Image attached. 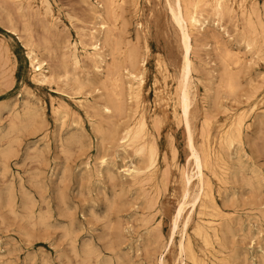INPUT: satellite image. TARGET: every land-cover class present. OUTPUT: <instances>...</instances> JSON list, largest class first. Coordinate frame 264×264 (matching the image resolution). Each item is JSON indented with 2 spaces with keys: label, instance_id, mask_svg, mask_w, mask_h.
<instances>
[{
  "label": "rangeland",
  "instance_id": "374dc122",
  "mask_svg": "<svg viewBox=\"0 0 264 264\" xmlns=\"http://www.w3.org/2000/svg\"><path fill=\"white\" fill-rule=\"evenodd\" d=\"M168 1L122 0L112 20L99 7L102 0H48L52 19L40 0L21 5L0 0V264H158L160 258L164 264H194L178 253V243L186 237L205 264H264V0H232L234 10L222 17L229 25L219 22L224 29L203 12L208 22L191 40L190 124L196 148L207 143L214 152L211 164L203 169L212 201L203 199V208L196 202L191 212L187 203L175 228L171 226L174 211L184 199L180 171L191 172L193 165L176 106L184 50ZM94 11L101 13L112 39L108 46L101 44L103 61L97 67L85 59L84 46L90 42L84 35L89 27L96 29V35L99 32L100 20ZM234 25H238L236 30ZM243 26L255 40L249 50L239 40ZM211 33H218L217 40ZM27 42L47 62L44 68L52 75L49 83L34 81L36 72L26 57ZM68 43L78 48L76 67L70 65ZM129 48L138 50V60L146 59L139 106L127 93L123 68L128 66L125 53ZM232 53L238 57L237 64L231 63ZM218 56L231 64V89L226 83L222 88L219 63L223 57ZM113 62L123 79L125 112L121 114L107 112L102 105L111 87L106 69ZM237 71L239 80L234 78ZM234 80L237 87L239 81L238 89ZM213 94L217 97L214 103ZM141 111L146 132H151L158 149L151 170L143 156L131 146H120L115 136L124 126L134 125ZM237 119H241L240 140L223 143L224 132ZM129 166L142 169V174L130 178L124 170ZM196 190L194 177L189 194ZM186 215L189 220L183 226ZM196 223L208 228V244L194 235Z\"/></svg>",
  "mask_w": 264,
  "mask_h": 264
},
{
  "label": "bare ground",
  "instance_id": "6f19581e",
  "mask_svg": "<svg viewBox=\"0 0 264 264\" xmlns=\"http://www.w3.org/2000/svg\"><path fill=\"white\" fill-rule=\"evenodd\" d=\"M13 2H16L18 3L19 5H21L24 1L28 2V0H11ZM2 2V1H1ZM101 2V0H100ZM122 2V0H102V3L99 4V7L104 11L105 15H107L106 18H110L112 19V17L114 16L115 17V9L118 5H120ZM40 3L42 5H44L45 7V10H46V13L49 14L50 18L52 19V15H51V9H50V4L48 2V0H40ZM91 4V3H89ZM125 4V3H124ZM3 5V4H2ZM27 5V3H26ZM88 5V3H87ZM168 5L167 8H169V12H170V15H171V19L172 21L174 22V24L177 26L178 28V31L180 32L179 34L181 35V46L183 47L182 49L184 50V54H183V67H182V80H180L181 82L179 83V89H178V94H177V104L176 106L178 107V113L180 115V119L181 121L183 122V125H184V130H185V133H186V142H187V147L189 149V153H190V156L191 157V162H192V165H193V168L191 170V172H188L187 170H185L184 168L181 169L180 171V176H181V182H182V185H183V201H181L180 203H178V205L176 206L175 208V211H174V215H173V222H171V226H173V228H175L177 226V222L178 220L182 217V214L185 210V206H187L186 204L189 203L190 205V212L194 209V206L196 204V202H198L199 204V208H203L205 207V203L203 201V199L205 198H208V200L212 201L211 199V196L210 193H209V189H208V181L205 180L204 178V173H203V169L205 167H208L209 164H211V158H212V155L214 154V152H212L209 147L207 146V143H203L199 148H196L195 144H194V141H193V134H192V129H191V124H190V112H191V104H192V101H191V97H190V92H189V72L191 71V61L189 58V53L192 49V44H191V40L192 38H194V36H196L197 34L195 33H199L200 30H203L206 23L208 22L207 20V16H203V12H207V15H211L213 16L214 20H216V25L219 26V22L220 21H224L225 20L223 18H226L228 15H225V14H230L232 12L233 9V4H232V0H171V1H168ZM240 5V3H239ZM238 5V7H239ZM248 5V4H247ZM15 7V6H14ZM17 7V6H16ZM15 7V8H16ZM30 7V6H29ZM32 7V5H31ZM137 7V6H136ZM243 7V6H242ZM257 7V6H256ZM9 8V7H8ZM24 8V6H23ZM28 8V7H27ZM37 8V6H36ZM121 8V7H120ZM250 8V7H249ZM19 9V8H18ZM96 9V8H95ZM254 9V8H252ZM16 9H14L15 11ZM123 9H121L120 11H122ZM34 11V9H33ZM33 11L31 13H33ZM168 11V10H167ZM38 12V11H37ZM84 12V11H83ZM123 12V11H122ZM12 13V12H11ZM124 13V12H123ZM234 15H235V12H233ZM249 13V12H248ZM10 14V12H9ZM14 14V13H13ZM22 14V13H21ZM91 14V12H90ZM94 14H95V18L100 20L98 26H99V32H98V35L95 34L96 32V29L94 30L90 28V31L89 33L85 32L84 35L88 36V38L90 39V42L85 44L84 46H87V50L85 51V59L88 58L89 60H91L94 65L97 67L98 64H100L102 61H103V53H102V50H101V44H110L112 42V39L110 37V34H109V31L107 29V25H106V22L103 20V17L101 15V13H98L97 11H94ZM226 17H225V16ZM11 16V15H10ZM16 16V15H15ZM18 16V15H17ZM37 16V15H36ZM123 16V15H122ZM122 16H119L120 18ZM224 16V17H223ZM13 17V16H12ZM223 17V18H222ZM232 17V16H231ZM230 17V19H231ZM33 18V17H32ZM116 18V17H115ZM212 18V17H211ZM238 18L242 19L241 17L238 16ZM253 18H258V16L256 17H253ZM6 19V18H5ZM25 19V18H24ZM42 20V17L40 18ZM94 19V18H93ZM124 19V18H123ZM223 19V20H222ZM239 19V20H240ZM248 19V18H247ZM13 20V19H12ZM57 20V19H56ZM80 20V19H79ZM108 20V19H107ZM113 20V19H112ZM7 21V20H5ZM11 21V20H10ZM125 21L122 20V22ZM230 21V20H229ZM233 21V20H232ZM242 21V20H240ZM24 22V21H23ZM110 24H113L111 23V21H109ZM114 22V21H113ZM247 22V21H246ZM258 22V20H257ZM260 22V21H259ZM45 23V22H44ZM93 23V21H92ZM115 23V22H114ZM121 23V22H120ZM127 23V22H126ZM227 23V22H225ZM244 23V22H243ZM9 24V23H8ZM7 24V25H8ZM47 24V23H46ZM46 24L45 27H46ZM60 24V23H59ZM94 24V23H93ZM97 24V23H96ZM215 24V23H214ZM221 24V23H220ZM229 25V23H227ZM236 24V22H235ZM248 25H250L248 22H247ZM246 24V25H247ZM56 25V24H55ZM54 25V26H55ZM127 25V24H126ZM125 25V26H126ZM224 25V24H223ZM258 25V23H257ZM84 26V25H82ZM115 26V24L113 25ZM121 26L122 23H121ZM232 26V24H231ZM230 26V27H231ZM237 26L238 25H234L235 27V30L237 29ZM9 27V26H7ZM56 27V26H55ZM77 27V26H76ZM80 27V26H79ZM127 27V26H126ZM126 27H125V30H126ZM229 27V26H228ZM228 27H226L228 29ZM83 28V27H81ZM109 28V26H108ZM122 29H124L123 27H121ZM219 28L221 29H224V27L222 26H219ZM249 28V27H248ZM259 28V27H258ZM25 29V28H24ZM27 29H29L27 27ZM31 29V28H30ZM106 29V30H105ZM110 29V28H109ZM208 29V28H207ZM226 29V33H228ZM246 28L243 26L242 29L240 30V33H239V37H240V41L243 42L244 46L249 50L251 49L254 45H255V40L254 38H251V37H248L246 35ZM251 29V28H249ZM32 30V29H31ZM105 30V31H104ZM212 30V29H211ZM220 30V29H219ZM256 30V29H255ZM254 30V31H255ZM58 31V30H57ZM100 31H101V36H100ZM112 31V30H111ZM122 31V30H121ZM135 31V30H134ZM233 32V29L231 30ZM259 31V29H258ZM47 32V31H46ZM63 32V31H62ZM114 32H118L116 29L114 30ZM113 32V33H114ZM212 32V31H211ZM214 32V31H213ZM17 33V32H16ZM25 33V32H24ZM104 33V35H102ZM112 33V34H113ZM123 33V32H122ZM225 33V35H226ZM8 34V33H7ZM27 34V33H26ZM62 34V33H61ZM81 35V33H79ZM212 36L214 37L215 35H217L218 33H211ZM224 34V33H223ZM230 34V32L228 33ZM253 34V33H251ZM255 34V33H254ZM253 34V35H254ZM34 35V34H33ZM126 35V34H125ZM129 35V34H128ZM202 35V34H201ZM224 35V36H225ZM39 36V35H38ZM43 36V35H42ZM62 36V35H61ZM83 36V35H82ZM112 36V35H111ZM115 36V34H114ZM118 36V34H117ZM198 36V35H197ZM219 35H217L218 37ZM228 36V35H227ZM22 38V36H20ZM27 37V36H26ZM33 37V36H32ZM40 37V36H39ZM67 37V36H65ZM135 37H138V36H135ZM217 37L215 36L214 38H216L215 40H217ZM229 37V36H228ZM20 38V39H21ZM28 38V37H27ZM34 38V37H33ZM84 38V37H83ZM116 38V37H115ZM199 38V37H198ZM213 38V39H214ZM227 38V37H226ZM235 38V36H234ZM23 39V38H22ZM42 39V38H41ZM47 39V37H46ZM68 39V38H66ZM119 39V38H118ZM124 39V37H123ZM195 39V38H194ZM221 38H219L220 40ZM261 41H262V35H261ZM51 40V39H49ZM116 40V39H115ZM198 40V39H196ZM202 40V39H201ZM200 40V41H201ZM218 40V41H219ZM3 41V40H2ZM27 41V40H26ZM30 41H33L30 39ZM35 41V40H34ZM41 41V40H39ZM87 40H85L86 42ZM119 41H122V40H119ZM124 41V40H123ZM139 40H137L138 42ZM199 41V40H198ZM224 41V40H223ZM45 42V41H44ZM43 42V43H44ZM47 42V41H46ZM66 42V41H65ZM84 42V41H83ZM193 42V41H192ZM215 42V41H214ZM217 42V41H216ZM236 42H239L236 40ZM28 43V42H27ZM42 43V44H43ZM16 44V43H15ZM113 44V43H112ZM117 44L119 45L118 41H117ZM116 43H114V46L117 45ZM217 43H215L216 45ZM221 44V43H220ZM223 44V43H222ZM231 44V43H230ZM261 44H264V41L261 42ZM41 45V44H40ZM46 45V44H45ZM49 45V44H48ZM117 45V48L119 50V46ZM127 45V44H126ZM138 45V44H137ZM212 45V44H211ZM224 45V44H223ZM106 46V45H105ZM113 46V47H114ZM134 46V45H132ZM207 46V45H206ZM213 46V45H212ZM222 46V45H221ZM219 46V47H221ZM65 47V46H64ZM136 47V46H135ZM134 47V48H135ZM217 47V46H216ZM259 47H262V46H258ZM48 48V47H47ZM83 48V46H82ZM109 48L111 49V47L109 46ZM116 48V46L114 47ZM208 48V47H207ZM223 48V46H222ZM221 48V49H222ZM255 48V47H254ZM21 49V48H20ZM25 49H26V57L27 59L29 60V64L30 67L33 69L34 72H36L34 75H33V79L36 83L40 84V85H44L46 83H49L51 81V76L50 74H48V71L44 68L45 65L47 64V62L44 60V59H41L38 57V53L35 49V47L33 46L32 43H28L25 45ZM68 57L70 59V62L73 67H76L78 66L80 60H79V56H78V51H77V47H76V43H68ZM132 49V48H131ZM129 48V50L126 51L125 53V60L128 62V66H125L123 69H125V72H126V76H125V79L128 80L127 82V90H128V96L129 98H133L135 99L137 102V106L140 105V102L138 101L139 99V92H140V87L144 84V72H145V57H143L142 59H137L138 56H137V53H138V50H137V53L136 51L134 52L133 50H131ZM214 49V47H213ZM17 50V48H16ZM88 50H91V51H88ZM113 50V49H111ZM115 50V49H114ZM148 48L147 46H145V51L147 52ZM215 50V49H214ZM213 50V51H214ZM223 50H226V51H223ZM222 52H225L226 54H228V51L227 49L223 48ZM18 52V51H17ZM109 52V51H108ZM111 52V51H110ZM193 52V51H192ZM221 52V51H220ZM2 54V53H1ZM112 54V52L110 53ZM240 54L242 55L243 52H240ZM58 55V54H57ZM217 55V54H216ZM218 55H219V52H218ZM221 55V53H220ZM225 55V54H224ZM232 55H235L232 53ZM259 55V54H258ZM67 56V55H66ZM226 56V55H225ZM231 56V55H230ZM261 56V55H260ZM17 55H16V60H17ZM60 57V56H59ZM58 57V58H59ZM110 57V56H109ZM218 57H221V56H218ZM223 57V58H222ZM222 61H220L219 64H221L222 62V69L221 71V80H222V85L224 86V84L226 83L227 87L229 89L233 88V85H232V72H231V68H230V62L227 63L226 62V59H224V56H222ZM234 58V56H231ZM262 57V56H261ZM5 58V57H4ZM112 58V57H111ZM264 58V57H262ZM220 59V58H219ZM230 59V58H229ZM250 59V57H249ZM6 60V59H5ZM8 60V59H7ZM47 60V59H46ZM84 60V59H83ZM112 60V59H111ZM115 60V59H114ZM215 60V58H214ZM218 61V59H216ZM232 60V59H231ZM1 62V61H0ZM8 62V61H7ZM49 62V61H48ZM54 62V61H53ZM112 62V61H111ZM116 62V61H115ZM110 63L109 66L111 67H108L106 65V68L108 67L109 70L106 69L107 73H109V78H106L109 79L110 81V84H111V87H109L108 90V93L106 94L107 95V99H106V104H101L102 105H105L104 106V110L105 111H110V110H115V111H118L121 112V111H124L122 110V107H123V95H122V92L124 91L123 89V79H122V75L120 73V68L118 66L117 63ZM214 62V61H213ZM234 62L235 64L238 63V57H236L235 55V59L234 61H231V63ZM124 63V61H123ZM210 63V62H209ZM208 63V64H209ZM4 64V63H2ZM26 64V63H25ZM62 64V63H61ZM60 64V66H61ZM104 64V63H103ZM106 64V63H105ZM230 64V65H229ZM242 64H243V61H242ZM12 65V64H11ZM54 65V64H53ZM59 65V64H58ZM212 65V64H211ZM215 65V64H214ZM213 65V66H214ZM239 65V64H238ZM3 66V65H2ZM0 66V67H2ZM26 66V65H25ZM237 66V65H236ZM241 66V65H240ZM246 66V65H245ZM62 67V66H61ZM60 67V69H61ZM193 67V65H192ZM5 68V66H4ZM3 68V69H4ZM53 68V67H52ZM209 68V67H208ZM64 69V67H63ZM194 69V68H192ZM14 70V69H13ZM51 70V69H50ZM181 70H180V74H181ZM65 71V70H64ZM193 71V70H192ZM7 72V71H6ZM55 72V71H54ZM53 72V73H54ZM210 72V71H209ZM51 73V71H50ZM62 73V71H61ZM98 73V72H97ZM236 73V76H234ZM233 72V76L235 79H238L236 78L238 75L237 74H240V71H237V72ZM60 74V73H59ZM103 74V73H102ZM179 74V75H180ZM212 74V73H211ZM220 73H218L219 75ZM2 75V74H0ZM58 75V73H57ZM74 75V74H73ZM107 74H105L106 76ZM9 76H11L9 74ZM102 76V75H101ZM104 76V75H103ZM108 76V75H107ZM60 77V76H59ZM7 78V77H6ZM12 78V77H11ZM54 78V77H53ZM210 78V77H209ZM219 78V77H218ZM60 79V78H59ZM79 79V78H77ZM102 79V78H101ZM208 79V77H207ZM211 79V78H210ZM239 80V79H238ZM12 81V79H11ZM10 81V82H11ZM62 81V80H60ZM201 81V80H200ZM73 82V80H72ZM248 82V81H247ZM108 83V82H107ZM235 83V80L234 82ZM74 84H76L74 82ZM88 84V83H86ZM109 84V83H108ZM109 84V85H110ZM200 84V83H199ZM217 84V85H216ZM216 85L218 87V81L216 82ZM237 84H238V87H239V81H237ZM79 85V84H77ZM104 85V84H103ZM236 85V83H235ZM9 87L11 86L8 85ZM8 86H3L4 88L8 87ZM82 86V85H81ZM105 86V85H104ZM103 86V88H104ZM107 86V85H106ZM105 86V87H106ZM64 87V86H63ZM80 87V86H79ZM108 87V86H107ZM237 87V85H236ZM237 87V89H238ZM209 88V86L207 87ZM222 88H226L225 86L222 87ZM227 88V90H228ZM13 89V88H12ZM123 89V91H122ZM199 89V88H198ZM214 90V89H213ZM259 90V89H258ZM83 91V90H82ZM220 91V90H217V92ZM226 91V90H224ZM223 91V92H224ZM237 91V90H236ZM235 91V92H236ZM3 92V91H2ZM58 92V91H57ZM65 92V91H64ZM68 92V91H67ZM105 92V91H104ZM216 92V90H215ZM214 92V93H215ZM228 92V91H227ZM63 93V92H62ZM222 93V92H221ZM225 93V92H224ZM68 94V93H67ZM73 94V93H72ZM201 94V92H200ZM220 94V93H219ZM20 95V94H19ZM215 95H217V97L219 96L218 94L215 93ZM213 94V99L215 97V99L217 100V97ZM225 95V94H223ZM227 95V94H226ZM72 96V95H71ZM105 96V95H104ZM202 96V95H201ZM121 97H123L122 101H121ZM228 97H231L230 95ZM227 97V98H228ZM233 97V95H232ZM232 97L230 99H232ZM106 98V96H105ZM248 98V97H246ZM214 100H212L211 102L214 103ZM15 102V101H14ZM13 102V103H14ZM7 103V102H6ZM34 103V102H33ZM64 103V102H63ZM125 103V102H124ZM203 103V102H202ZM201 103V104H202ZM211 103V104H213ZM216 103V102H215ZM32 104V103H31ZM139 104V105H138ZM36 105V104H35ZM58 105V104H57ZM92 105V104H91ZM68 106V105H67ZM66 106V107H67ZM142 106V105H141ZM212 106H215V104H213ZM4 108V106H2ZM61 108V107H60ZM59 108V110H60ZM214 108V107H213ZM216 108V106H215ZM214 108V109H215ZM62 109L64 110V108L62 107ZM68 109V108H67ZM27 110V109H26ZM25 110V111H26ZM31 110V109H30ZM37 111V110H36ZM96 111V110H95ZM23 112V111H22ZM27 112V111H26ZM35 112V111H34ZM125 112V111H124ZM226 112V111H225ZM33 113V112H32ZM36 113V112H35ZM39 113V112H38ZM59 113V111H58ZM97 113V111H96ZM204 113V112H203ZM206 113V112H205ZM14 114V113H12ZM16 114V112H15ZM121 114V113H119ZM11 115V113H10ZM33 115V114H32ZM39 115V114H38ZM66 115V114H64ZM124 115V114H123ZM206 115V114H205ZM20 116V115H19ZM28 116V115H27ZM43 116V115H42ZM63 116V115H62ZM121 116V115H120ZM17 117V116H16ZM38 117V116H37ZM55 117V116H54ZM77 117V116H76ZM204 117V116H203ZM21 118V117H20ZM25 118V116H24ZM28 118V117H27ZM79 118V117H78ZM208 118V117H207ZM64 119V117H63ZM205 119V117H204ZM153 120V119H152ZM210 120V119H209ZM10 121H12V118H10ZM18 121V120H17ZM29 121V120H28ZM59 121V120H58ZM205 122H207L205 120ZM12 124V123H11ZM23 124H24V121H23ZM27 124V123H26ZM31 124V123H30ZM156 125V124H154ZM207 127L209 124H206ZM24 126V125H23ZM43 126V125H42ZM157 126V125H156ZM244 126V125H243ZM8 127V126H7ZM10 127V126H9ZM247 127V125H246ZM13 128V127H12ZM29 128V127H28ZM71 128V126H70ZM209 128V127H208ZM248 128V127H247ZM10 130V128H8ZM73 129V127H72ZM245 129V128H244ZM96 132V131H95ZM157 132V131H156ZM240 132H241V119H237L236 121L232 122L231 125L228 127V129L224 132V136L222 137V142L225 143V144H230L232 141H234L235 139H238L239 135H240ZM114 133V131H113ZM110 134V133H109ZM202 134V133H201ZM200 134V135H201ZM43 135V134H42ZM80 136V135H79ZM115 136H116V140L117 142L119 143L120 146L122 147H126V146H131L133 148V151L135 154H138L140 156H143L145 161H146V168L151 170L154 166H155V162L157 160V157H158V149H157V146H156V142L154 141V138L152 137V134L151 132H146V122H145V117H144V112L141 111L140 112V115L138 117V119L136 120V122L134 123V125H131V124H128L126 126H124L120 131H118L117 133L115 132ZM75 140V139H73ZM240 140V139H238ZM71 141V140H70ZM112 143V142H111ZM132 151V150H131ZM129 152V150H128ZM111 153V152H110ZM7 154V153H6ZM188 157V158H189ZM114 158V157H113ZM164 158V157H163ZM186 161V160H185ZM114 162V160H113ZM238 162V161H237ZM105 163L104 160H101V164ZM186 163V162H185ZM185 165V164H184ZM166 166V165H165ZM177 166V165H176ZM229 166V165H228ZM227 166V167H228ZM143 168V167H142ZM125 172L127 173V175L130 177V178H134L136 176H138L142 171V169L140 170L139 168L135 167V166H129V167H126V169H124ZM164 170L167 171V167L166 169L164 168ZM225 170V169H224ZM227 170V169H226ZM101 171V170H100ZM165 171V172H166ZM112 172V171H111ZM164 172V173H165ZM1 173V172H0ZM101 173V172H99ZM142 174V173H141ZM249 174V173H248ZM168 175V174H167ZM164 176V175H163ZM196 177V180H197V190L194 194L190 195L189 194V188L192 184V180L193 178ZM111 179V178H110ZM224 179V178H223ZM113 180V179H112ZM111 180V181H112ZM165 182H167V178L165 180ZM111 183V182H110ZM112 185V184H111ZM166 187V186H165ZM208 189V190H207ZM225 190V189H224ZM223 190V191H224ZM143 191V190H142ZM158 191H160L158 189ZM147 192V191H146ZM193 192V191H192ZM153 193V192H152ZM151 193V195H152ZM145 194V193H143ZM158 196H159V193H158ZM190 196V199H188V197ZM261 196V195H260ZM147 196H145L144 198L146 199ZM152 197V196H151ZM264 197V196H262ZM157 198V197H156ZM240 199V198H239ZM181 200H182V197H181ZM229 200V198H228ZM149 202V201H148ZM157 202V201H156ZM155 202V203H156ZM229 201H227L226 203H228ZM212 203V202H211ZM155 205V204H154ZM216 205V204H215ZM218 208V207H217ZM148 209V208H147ZM257 210V209H256ZM230 211V210H229ZM258 211V210H257ZM36 212V211H35ZM156 212V211H155ZM220 212H223V211H220ZM225 212V211H224ZM154 213V212H152ZM189 213V212H188ZM187 213V214H188ZM230 213V212H229ZM147 214V213H146ZM144 214V215H146ZM233 214V213H231ZM194 215V214H193ZM152 216V215H151ZM186 218L183 220V226H185L187 223H188V220H189V217H187V215L185 216ZM256 217V216H255ZM153 218V217H152ZM262 219V218H261ZM259 220V219H258ZM201 221V220H200ZM202 222V221H201ZM215 222V221H214ZM254 222V221H253ZM179 223V222H178ZM255 223V222H254ZM156 224V223H155ZM211 224V223H210ZM209 224V225H210ZM182 226V228H184ZM110 228V227H108ZM155 228L156 225H155ZM172 229V228H171ZM259 229V228H258ZM174 230V229H173ZM107 231V230H106ZM172 231V230H171ZM170 231V232H171ZM211 231H212V234L214 236H216V229L215 228H211ZM184 232V230H183ZM171 234H173V232H171ZM161 235V234H159ZM178 235V234H177ZM183 234H181L182 236ZM194 235L203 243V244H208V239L209 237L211 236L209 230L207 227L204 226V224L202 223H196L195 226H194ZM173 236V235H172ZM171 237V236H170ZM171 239V238H170ZM182 239V238H181ZM232 240V239H231ZM169 241V239H168ZM168 243V242H167ZM167 245V244H166ZM179 256L181 258V256H185L187 257V259H189L192 263L194 264H205L204 263V260L199 258L193 251L192 249V245H191V241L189 239V237H186L184 240H181L179 243ZM111 246V245H110ZM168 246V245H167ZM166 246V247H167ZM217 246V245H216ZM231 246V245H230ZM206 247V246H205ZM221 249H222V246H221ZM206 250V249H205ZM227 250V249H226ZM257 253V252H256ZM183 259V258H182ZM182 259L180 260V262H182ZM210 262V261H209ZM183 263V262H182ZM158 264H164L163 262V259L160 258V260L158 261Z\"/></svg>",
  "mask_w": 264,
  "mask_h": 264
}]
</instances>
